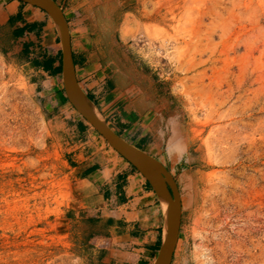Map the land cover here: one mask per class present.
Returning a JSON list of instances; mask_svg holds the SVG:
<instances>
[{"label":"rangeland","instance_id":"obj_1","mask_svg":"<svg viewBox=\"0 0 264 264\" xmlns=\"http://www.w3.org/2000/svg\"><path fill=\"white\" fill-rule=\"evenodd\" d=\"M152 1L166 22L137 23L128 43L177 95L188 137L181 158L159 159L181 202L171 264H264V0ZM50 90L0 25V264L97 259L91 189L68 168L80 142L69 116L94 131L91 155L119 154Z\"/></svg>","mask_w":264,"mask_h":264},{"label":"crops","instance_id":"obj_2","mask_svg":"<svg viewBox=\"0 0 264 264\" xmlns=\"http://www.w3.org/2000/svg\"><path fill=\"white\" fill-rule=\"evenodd\" d=\"M55 1L67 23L77 81L108 125L158 159L168 158L165 149L173 136L187 150L188 137L176 116L177 95H169V87L154 78L128 43L137 23L166 22L161 10L152 0ZM0 25L51 89V105L71 107L63 100L60 38L47 13L20 0H0ZM69 118L74 120L69 130L80 142L67 149L68 168L90 187L96 205L92 216L101 228L91 240L97 251L94 264H152L163 232L154 190L121 155H91L94 131L79 117Z\"/></svg>","mask_w":264,"mask_h":264},{"label":"water","instance_id":"obj_3","mask_svg":"<svg viewBox=\"0 0 264 264\" xmlns=\"http://www.w3.org/2000/svg\"><path fill=\"white\" fill-rule=\"evenodd\" d=\"M20 1L44 10L57 29L61 49L62 89L69 104L97 131L112 149L139 171L154 190L162 210L163 232L160 247L152 264H171L181 224V202L175 178L158 158L117 134L100 115L97 107L83 91L75 76L67 23L62 9L56 1ZM90 106L97 109L99 118L91 112Z\"/></svg>","mask_w":264,"mask_h":264},{"label":"clouds","instance_id":"obj_4","mask_svg":"<svg viewBox=\"0 0 264 264\" xmlns=\"http://www.w3.org/2000/svg\"><path fill=\"white\" fill-rule=\"evenodd\" d=\"M165 150L168 158L173 159L182 157L184 152L186 151V148L181 141H176L175 143L169 141L168 145H166Z\"/></svg>","mask_w":264,"mask_h":264},{"label":"bare ground","instance_id":"obj_5","mask_svg":"<svg viewBox=\"0 0 264 264\" xmlns=\"http://www.w3.org/2000/svg\"><path fill=\"white\" fill-rule=\"evenodd\" d=\"M187 17H188V16H187ZM155 29H157V28H155ZM158 30H159V29H158ZM158 30H157V31H158ZM157 31H156V32H157ZM157 33H158V32H157ZM182 34H183V33H182ZM89 109L91 110V112H92L96 117L99 118V114H98V112H96V111H94L93 109H91V107H89ZM175 140H177V139H176V137H174V136L170 138V141H175ZM198 218H199V217H198Z\"/></svg>","mask_w":264,"mask_h":264},{"label":"trees","instance_id":"obj_6","mask_svg":"<svg viewBox=\"0 0 264 264\" xmlns=\"http://www.w3.org/2000/svg\"><path fill=\"white\" fill-rule=\"evenodd\" d=\"M63 98H64L63 100L67 102V99H66L65 95H63ZM134 169H135V168H134ZM147 184H148V182H147ZM148 185H149V184H148Z\"/></svg>","mask_w":264,"mask_h":264}]
</instances>
